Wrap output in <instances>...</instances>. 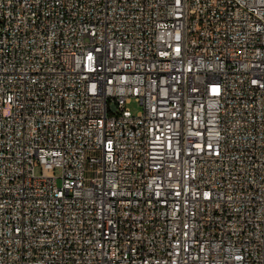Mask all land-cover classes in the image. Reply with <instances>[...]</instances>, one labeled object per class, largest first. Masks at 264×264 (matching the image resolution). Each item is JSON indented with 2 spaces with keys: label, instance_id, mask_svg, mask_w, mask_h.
I'll return each mask as SVG.
<instances>
[{
  "label": "built area",
  "instance_id": "2783aa9c",
  "mask_svg": "<svg viewBox=\"0 0 264 264\" xmlns=\"http://www.w3.org/2000/svg\"><path fill=\"white\" fill-rule=\"evenodd\" d=\"M0 264H264V0H0Z\"/></svg>",
  "mask_w": 264,
  "mask_h": 264
},
{
  "label": "rangeland",
  "instance_id": "374dc122",
  "mask_svg": "<svg viewBox=\"0 0 264 264\" xmlns=\"http://www.w3.org/2000/svg\"><path fill=\"white\" fill-rule=\"evenodd\" d=\"M128 107L131 109V111L134 114H137L142 110V106L140 104H138L136 101L131 102ZM59 173L60 172L58 171L57 174H59ZM37 174L38 175L41 174V170L39 168L37 169ZM58 183L60 184L61 182L59 181Z\"/></svg>",
  "mask_w": 264,
  "mask_h": 264
}]
</instances>
